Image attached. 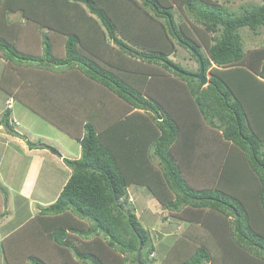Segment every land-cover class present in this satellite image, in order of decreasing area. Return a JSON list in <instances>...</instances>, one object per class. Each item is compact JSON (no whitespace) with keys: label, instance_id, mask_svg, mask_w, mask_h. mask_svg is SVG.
Wrapping results in <instances>:
<instances>
[{"label":"trees","instance_id":"1","mask_svg":"<svg viewBox=\"0 0 264 264\" xmlns=\"http://www.w3.org/2000/svg\"><path fill=\"white\" fill-rule=\"evenodd\" d=\"M1 5L0 48H8L11 64L1 86L15 88L10 99L23 101L22 90L35 87L37 102L56 109L73 94L83 97L93 116L84 135L51 121L80 143L82 157L64 158L73 173L56 201L32 221L38 222L34 237L16 233L7 239L15 241L8 247L9 264H21L22 256L30 264L156 262L154 239L131 199L132 192L142 198L134 190L142 187L190 223L188 239L200 242L186 245L180 264H216L208 243L194 234L201 229L221 248L219 264H264V47L246 52L239 33L264 26V0L239 14L212 0H1ZM176 8L192 24L177 23ZM18 13L23 19H11ZM25 36L31 40L27 47L37 36L42 39L41 55L20 50ZM177 45L199 65L202 60L205 72L211 70L209 85L169 58ZM112 100L123 103V110H107ZM7 109L0 124L20 137ZM29 109L49 118L48 109ZM102 109L106 116H100ZM182 125L188 143L181 140ZM207 130L209 140L222 143V153L199 161L195 149ZM28 143L31 150L47 147ZM74 234L85 241L80 247Z\"/></svg>","mask_w":264,"mask_h":264},{"label":"rangeland","instance_id":"2","mask_svg":"<svg viewBox=\"0 0 264 264\" xmlns=\"http://www.w3.org/2000/svg\"><path fill=\"white\" fill-rule=\"evenodd\" d=\"M212 1L224 5L229 11L237 14L249 7L252 8L263 4V0ZM2 9L3 6L0 0V11ZM173 13L177 23L183 21L192 24L193 19L190 15L189 19L183 11H179L177 8L173 10ZM11 19L21 20L23 18H21V15L18 13L16 15H11ZM239 33L242 35L246 52L264 47V26L256 33L248 28L241 29ZM38 36L36 37L37 42H34L35 45L30 47H27V45L31 43V40L29 43L28 41L26 42L27 36H25L21 41L20 50L24 52H30L32 50L34 52L35 50L38 56L41 55L43 53V45L41 43L42 39L38 38ZM52 39L54 41L53 36ZM55 49L61 52L64 49V44L56 46ZM202 51L206 53L205 48H202ZM206 55L208 54L206 53ZM169 58L180 66L192 71L194 73L193 76L201 73V69L200 72H198L199 66L202 68L201 60L199 65L190 51L180 45H177V54L171 55ZM8 65L11 66L10 62H8V48H0V121L8 113L7 108L11 107V126L17 131H14L15 133L23 134L26 138H19V136L13 133L9 134V129L6 125L0 124V264H9L8 247L15 241L7 239L11 236L14 237L16 233L19 238H33L36 232L35 226L38 225V222L32 221L38 215L41 208L50 206L61 194L64 186L73 173L72 169L64 163V158L73 160L82 157V147L80 143L51 123V121L53 122L56 120L57 124L64 128H69V125L73 126L71 122L69 123L72 118L70 120L67 118L69 117L67 112H55L47 105H40L35 96L38 92L35 87L30 88L28 93H26L25 90L21 92L23 99L27 100L29 103L16 97L10 99L9 92L13 89L11 90L8 86H1V82H4L2 80H5V75L8 78ZM211 66V68H216L213 62ZM23 68L24 67L21 66V69ZM204 77L210 80L212 77L210 69L206 72L204 69ZM175 79L176 78H174V80ZM178 81L181 83L180 80ZM207 85L208 84H206L205 87ZM184 87L185 90L186 85ZM14 91L16 92L15 88ZM14 91L12 92L15 93ZM166 92L167 90L165 94ZM113 102L114 100L108 104V110L110 112H113V110L119 111V107L123 106V103L113 104ZM29 105L33 108L40 107L45 110L48 109L46 114L49 118H43L37 115L36 112H32V110L29 109ZM133 112L145 113L144 110H134ZM215 120L217 121V118ZM75 121L79 124L80 118H75ZM208 134L210 135V132L207 130V135ZM209 135L207 137L202 136V143H199L198 147L195 149L199 161L209 153L213 154L215 152V154H218V158L222 153V143H219L215 137L209 140ZM181 136V140L186 143L189 142L186 126H181ZM28 141L34 144L39 142L45 143L47 147L32 153L34 155L31 157L27 150L26 152L22 150L21 146L24 145V143L29 146ZM3 144L8 145V150H5L6 147H4ZM54 150H58L60 155L55 154ZM195 187L201 188L198 186ZM134 190L138 196L139 193H137V191L140 190V195L142 196L140 199H135V194L133 192L131 193V199L136 201V204H134L136 214L143 226L150 230L157 247V251L151 256V258L156 259V262L151 263L180 264L183 261L181 255H185L189 249L187 246L197 247V244L200 243L188 239L189 236H187V233H189L188 228L190 223L174 217L173 213L165 209L162 203L156 198L151 196L148 197L145 187ZM82 224L86 227L90 225L87 221H82ZM197 233L208 243V247L216 258V264H219L222 253L219 245H215L211 240L210 234L205 233L203 229L194 232L195 235ZM82 238V236H77V239H79L77 246L79 247L82 245L81 241H84ZM98 239L102 240V237H98ZM9 257L11 258V254H9ZM21 260H23V262ZM21 260V264H30L25 261L26 257L24 256L21 257ZM54 261L57 262V259ZM127 264L134 263L129 260Z\"/></svg>","mask_w":264,"mask_h":264},{"label":"crops","instance_id":"3","mask_svg":"<svg viewBox=\"0 0 264 264\" xmlns=\"http://www.w3.org/2000/svg\"><path fill=\"white\" fill-rule=\"evenodd\" d=\"M8 27V25H5V28L4 29H8L7 28ZM82 80V79H81ZM73 83V90H76V84H75V82H72ZM65 102H63L62 103V105L60 106V107H58L57 106V108L56 109H52V110H55V112H58V111H62V110H64V112H67V114L69 115V117H67L70 121H69V123L71 122V121H74L75 122V124H73V126H71V125H69V128H66V129H68V130H70V131H75V133H79V134H81V135H84V127H85V124H86V122L90 119V116L92 115V114H90V110H89V108H88V106H87V104L86 103H84V99H83V97H76V96H74L73 94H68L67 96H65V97H63L62 98ZM85 107H86V111H85ZM88 108V109H87ZM122 108V110H123V106H121V107H119V109H121ZM41 109V108H40ZM40 109H38V110H40ZM108 110V109H107ZM107 110H103L102 109V111H100L99 113H100V116L101 115H105L106 116V114H104ZM121 110V111H122ZM114 111H117V110H113V112H112V114H115V113H117V112H114ZM120 111V112H121ZM39 112H41L42 113V111H39ZM39 112H36V114L37 115H40V116H42L41 114H39ZM63 112V111H62ZM120 112H118V114L120 113ZM73 116V117H72ZM43 118H46V117H44V116H42ZM93 116H91V118H92ZM75 118H80V122H79V124H77L76 123V121L74 120ZM97 120H98V118H97ZM58 128V127H57ZM17 132V131H16ZM63 132V131H62ZM65 133V132H64ZM68 135V134H67ZM21 136L22 137H24V138H26V136H23V134H21ZM19 138H21V137H19ZM3 146L4 147H6L5 148V150H8V145H4L3 144ZM22 146V150L24 151V152H26V150H27V152H28V154L32 157L34 154H32V153H35L36 151H39V150H41V149H34V150H31L30 148H29V146H27L25 143H24V145H21ZM55 154H57V153H55ZM36 157V156H35Z\"/></svg>","mask_w":264,"mask_h":264},{"label":"water","instance_id":"4","mask_svg":"<svg viewBox=\"0 0 264 264\" xmlns=\"http://www.w3.org/2000/svg\"><path fill=\"white\" fill-rule=\"evenodd\" d=\"M201 64H202V68H201V73L199 75H195L194 77L199 79L202 83V85H206L208 84V80L204 77V66H203V63H202V60H201ZM6 127L8 128V126L6 125ZM56 153H59L57 152V150H54Z\"/></svg>","mask_w":264,"mask_h":264},{"label":"clouds","instance_id":"5","mask_svg":"<svg viewBox=\"0 0 264 264\" xmlns=\"http://www.w3.org/2000/svg\"><path fill=\"white\" fill-rule=\"evenodd\" d=\"M208 80V79H207ZM208 82H209V80H208ZM202 84V83H201ZM208 85H209V83H208ZM205 86V85H204ZM16 131V130H15ZM20 137H22L21 136V134H20ZM55 152V151H54ZM57 152H58V150H57ZM56 153V152H55ZM57 155H60L59 153H57Z\"/></svg>","mask_w":264,"mask_h":264}]
</instances>
